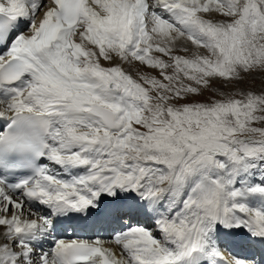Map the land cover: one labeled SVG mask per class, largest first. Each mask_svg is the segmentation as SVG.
Masks as SVG:
<instances>
[{"label":"snow or ice","instance_id":"snow-or-ice-1","mask_svg":"<svg viewBox=\"0 0 264 264\" xmlns=\"http://www.w3.org/2000/svg\"><path fill=\"white\" fill-rule=\"evenodd\" d=\"M0 264H264V0H0Z\"/></svg>","mask_w":264,"mask_h":264},{"label":"bare ground","instance_id":"bare-ground-1","mask_svg":"<svg viewBox=\"0 0 264 264\" xmlns=\"http://www.w3.org/2000/svg\"><path fill=\"white\" fill-rule=\"evenodd\" d=\"M64 238L69 239L68 236H65ZM74 238H75V237H74ZM82 238H87V237L84 236V235H82ZM105 239H107V237H105ZM107 246H109V247H115L114 245H111V244H108ZM240 249H241V248H240Z\"/></svg>","mask_w":264,"mask_h":264}]
</instances>
